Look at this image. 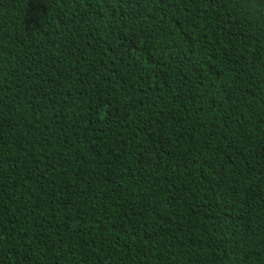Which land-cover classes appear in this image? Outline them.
<instances>
[{
  "label": "trees",
  "instance_id": "16d2710c",
  "mask_svg": "<svg viewBox=\"0 0 264 264\" xmlns=\"http://www.w3.org/2000/svg\"><path fill=\"white\" fill-rule=\"evenodd\" d=\"M0 264H264V0H0Z\"/></svg>",
  "mask_w": 264,
  "mask_h": 264
}]
</instances>
